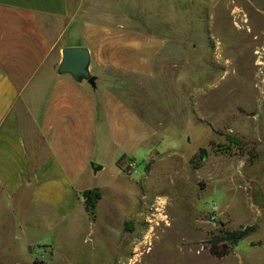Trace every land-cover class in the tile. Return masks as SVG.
Listing matches in <instances>:
<instances>
[{
	"label": "rangeland",
	"instance_id": "1",
	"mask_svg": "<svg viewBox=\"0 0 264 264\" xmlns=\"http://www.w3.org/2000/svg\"><path fill=\"white\" fill-rule=\"evenodd\" d=\"M127 3L136 28L167 41L152 79L113 80L156 130L152 155L101 159L96 217L13 226L4 214L0 264H264V222L224 258L208 244L262 222L246 175L264 191V0Z\"/></svg>",
	"mask_w": 264,
	"mask_h": 264
},
{
	"label": "crops",
	"instance_id": "2",
	"mask_svg": "<svg viewBox=\"0 0 264 264\" xmlns=\"http://www.w3.org/2000/svg\"><path fill=\"white\" fill-rule=\"evenodd\" d=\"M127 5L0 0L1 223L8 214L13 226L61 225L85 208L81 193L105 168L103 157L150 159L157 132L113 80L120 73L152 79L167 41L136 28ZM65 48L89 50L96 90L58 73L53 54ZM246 179L257 189L251 205L262 222L253 224L256 234L264 222L263 182L255 175Z\"/></svg>",
	"mask_w": 264,
	"mask_h": 264
},
{
	"label": "trees",
	"instance_id": "3",
	"mask_svg": "<svg viewBox=\"0 0 264 264\" xmlns=\"http://www.w3.org/2000/svg\"><path fill=\"white\" fill-rule=\"evenodd\" d=\"M202 153L203 155H201L200 158L201 161L204 162L206 160V152L203 150ZM149 166L150 164H148L147 170L150 168ZM195 167L199 168L200 166L195 164ZM81 197L84 200L87 213L90 217H96L97 204L101 199L99 189L96 188L86 190L81 194ZM257 229L256 225L242 226L237 230H227L212 236V238L208 241V244L210 245V253L217 258H224L228 256L242 240L253 235Z\"/></svg>",
	"mask_w": 264,
	"mask_h": 264
},
{
	"label": "water",
	"instance_id": "4",
	"mask_svg": "<svg viewBox=\"0 0 264 264\" xmlns=\"http://www.w3.org/2000/svg\"><path fill=\"white\" fill-rule=\"evenodd\" d=\"M91 55L87 48H65L62 50V59L58 68L61 75L69 74L76 81H87L96 90L97 78L89 70ZM95 169L97 166L94 167Z\"/></svg>",
	"mask_w": 264,
	"mask_h": 264
}]
</instances>
